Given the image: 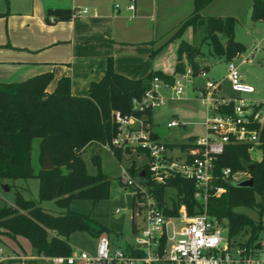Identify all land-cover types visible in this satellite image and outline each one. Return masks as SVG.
Wrapping results in <instances>:
<instances>
[{
  "label": "trees",
  "instance_id": "obj_1",
  "mask_svg": "<svg viewBox=\"0 0 264 264\" xmlns=\"http://www.w3.org/2000/svg\"><path fill=\"white\" fill-rule=\"evenodd\" d=\"M212 0H194V9L172 35L181 36L185 28L203 26V40L210 45L211 52L230 60L246 50V44L235 34L237 17L234 15H203L201 10ZM75 9L70 7H49L46 19L49 22L68 20ZM4 12H0L1 14ZM252 18L264 19V0H252ZM1 45V44H0ZM205 52L201 45L181 39L175 72L184 71L190 64L194 73L207 65L201 64L199 57ZM187 58V62L183 59ZM173 78L162 71H151L142 77H130L117 71L112 57L108 58L103 76L90 82L87 94L72 92V79L69 75L59 77L53 90L48 85L54 78L52 70H45L19 80H0V179L39 177V200L53 199L60 211L43 207L36 199L26 197L18 187L14 202L9 203L0 197V237L7 235L14 240L27 238L38 255H69L74 249L70 235L75 231H87L99 237L113 230L107 223L94 217L91 212L74 210L70 204L75 199L88 198L95 202L108 198L111 194V178L102 170L101 157L93 153L92 161L96 173H90L82 154L83 148L91 143L107 144L117 133L118 123L114 112L124 115L143 114L134 109L133 98L141 96L148 89L153 76ZM258 107V106H257ZM231 110V105L228 107ZM150 119L153 110L148 109ZM260 128L263 157L252 159L249 143L229 142L216 159V170L221 172L226 166L233 171L247 170L254 177L253 186H239L232 179L220 177L217 184L225 185L220 195L208 199V213L224 222L229 234L239 243L256 245L264 230V122L256 124ZM40 137L41 168L36 171L32 164V143ZM193 137V136H191ZM120 159L132 154L133 148L113 147ZM137 151L142 152L138 149ZM50 152L53 168L44 167L45 156ZM253 166L252 168H250ZM129 170L138 174L147 170L145 163L137 164L132 159ZM161 202L166 199L167 187H173L171 195L173 207L168 212H177L185 203L189 214L203 210L201 202L195 198V181L176 175L166 184L148 180ZM247 206L256 209L259 217L236 209ZM133 233L136 224H132ZM248 234L247 238H243ZM142 253V251H135ZM3 261H0L2 264Z\"/></svg>",
  "mask_w": 264,
  "mask_h": 264
},
{
  "label": "built area",
  "instance_id": "obj_2",
  "mask_svg": "<svg viewBox=\"0 0 264 264\" xmlns=\"http://www.w3.org/2000/svg\"><path fill=\"white\" fill-rule=\"evenodd\" d=\"M115 6L119 8L121 3L117 2ZM136 6V0H129L125 8L134 12ZM87 11V7L77 9V12ZM259 49L258 43L249 54L239 56L245 61ZM172 75L170 79L156 73L151 86L141 96L133 98L134 109L143 114L114 112L118 130L107 145L111 148L130 146L134 151L141 149L147 156L144 162L147 170L144 169V175L138 173L139 179L125 168L120 176L124 185L133 187L132 221L137 228L134 243H129L127 248H114L110 237L102 234L94 252L81 250L69 255L44 256L54 264H155L160 261L165 264H264V242H260L259 247L239 243L229 234L227 225L207 210L209 197L226 190V186L217 184L216 180L250 176L248 171H233L229 166L217 172L216 159L229 142H246L250 149L261 146V127L256 124L264 122V102L240 94L253 92L255 87L243 80L240 64L234 59L228 60L225 77L239 93L231 96L219 94L223 79L210 78L207 69L194 73L192 66L187 64L184 71ZM197 75L207 78L205 85L197 91V97L206 108L203 121L206 134H193L188 140L180 141L184 122L174 116L167 125L172 130L179 128L180 136H171V130L166 138L161 137L147 110L165 104L167 97L161 91L163 84L172 89L171 98H178ZM176 175L195 181L194 196L201 202V212L189 214L185 203L177 212H168L167 208L173 207V203L161 202L154 186L148 182L166 184ZM10 256L4 254V247L0 246V261Z\"/></svg>",
  "mask_w": 264,
  "mask_h": 264
},
{
  "label": "crops",
  "instance_id": "obj_3",
  "mask_svg": "<svg viewBox=\"0 0 264 264\" xmlns=\"http://www.w3.org/2000/svg\"><path fill=\"white\" fill-rule=\"evenodd\" d=\"M128 1L8 0L6 9L0 7V12L5 13L0 15V80H19L52 70L54 78L48 85L49 90L54 89L59 77L69 75L72 92L84 95L89 91L90 82L103 76L109 57L113 58L117 71L130 77H142L151 71L172 75L181 39L194 43L186 34L187 27L192 25L181 36L172 37L192 13L194 0H136L134 12L125 8ZM117 2L121 7L115 6ZM49 7H70L76 11L68 20L49 22L46 19ZM85 7L87 12H77ZM201 13L234 15L238 21L244 17L251 30L257 21L264 22V19L252 18V0H212ZM245 44L248 49L249 44ZM183 60L187 62L186 57ZM199 60L207 65V70L211 69L206 59L202 62L199 57ZM19 239L27 245L26 238ZM5 251L4 247L7 254ZM35 258L54 264L41 255Z\"/></svg>",
  "mask_w": 264,
  "mask_h": 264
},
{
  "label": "rangeland",
  "instance_id": "obj_4",
  "mask_svg": "<svg viewBox=\"0 0 264 264\" xmlns=\"http://www.w3.org/2000/svg\"><path fill=\"white\" fill-rule=\"evenodd\" d=\"M7 2L8 0H0V7L2 6L6 9ZM186 30L189 40L191 39L190 41L201 45L205 52L204 58L211 66V69L207 70L209 77L222 78L227 72L228 60L225 59L224 56H218L211 52L209 43L203 40V26L197 28L189 26ZM235 30L238 38L249 44V48L243 52L244 55L249 54L256 42L260 41L261 49L257 50L253 55H249L245 61H242L241 56L232 59L240 64V72L245 77L243 80L255 87L254 92L243 93V95L264 102V22L257 21L254 29L251 30L249 22L245 21L244 17H241L240 21L236 23ZM200 58H202V62L205 60L203 57ZM203 69H207V67ZM206 81V77L200 75L195 76L192 82L187 83L185 91L178 98H171L172 89L164 84L162 85L161 91L167 97L166 102L153 110V126L160 133L161 137L166 138L171 132L172 128H170L167 123L174 116L179 117L180 120L185 123L181 126L182 132L180 141L188 140L193 134L201 136L206 134V128L203 123L207 115L206 108L197 97L198 88L204 86ZM234 93L239 92L233 90L231 82L225 77L219 94L231 96ZM40 139V137H35L32 143V164L36 171L42 166L39 157ZM249 151L252 159L263 156L261 146L254 149L251 148ZM95 152L100 154L102 170L109 174L111 178V194L108 198H104L98 202L88 198L75 199L71 202L70 207L82 212H91L94 217L107 223L114 231L103 234H107L110 237L112 246L114 248H127L129 243H134V233L132 229L134 197L133 187L124 185L120 180V176L123 174L124 168L130 171L128 166L132 159H135L137 164H142L147 161V156L145 153L135 150L132 154H125V158L120 160L109 145L94 142L87 145L82 150V154L87 162V169L90 173L97 172V167L92 161V155ZM238 171L244 173L247 170L242 168ZM133 175L135 178L139 179L137 173ZM39 186L40 180L37 176L16 179L11 177L2 178L0 179V197L9 203H13L15 191L18 187L23 191L26 197L38 200L46 209L53 211L62 210V207L53 199L39 200ZM174 193L175 189L168 186L165 202H172V198L170 197ZM117 209L119 210L117 211ZM236 209L250 214L255 218L259 217V212L254 208L237 206ZM247 237L248 234L243 236L244 239ZM69 240L76 252H80L81 250L94 252L96 249L97 239L87 231H75L70 235ZM261 241L264 242V230L260 234L259 242ZM0 246L5 247V252L11 255L9 258L5 259L2 264H51L48 260L35 258L38 254L35 253L31 247L29 240L26 245L20 240L16 241L7 235H2V237H0ZM136 264H141V262H137ZM156 264H165V262L160 261L156 262Z\"/></svg>",
  "mask_w": 264,
  "mask_h": 264
},
{
  "label": "water",
  "instance_id": "obj_5",
  "mask_svg": "<svg viewBox=\"0 0 264 264\" xmlns=\"http://www.w3.org/2000/svg\"><path fill=\"white\" fill-rule=\"evenodd\" d=\"M171 136H174L176 138H178L180 136V129L179 128H175L172 130ZM54 164L52 162L51 159V154L50 152H47L46 156H45V162H44V167L47 169L53 168ZM253 166H251L250 168H252ZM145 174V170L143 169L141 171V175ZM233 182L235 184H238L239 186H253L254 185V177L253 176H246L237 180H233ZM7 186V185H6ZM7 188L9 189V187L7 186ZM258 247L260 246V242H258L256 244Z\"/></svg>",
  "mask_w": 264,
  "mask_h": 264
}]
</instances>
